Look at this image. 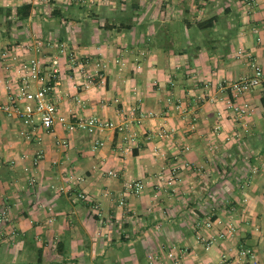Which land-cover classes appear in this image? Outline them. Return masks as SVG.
<instances>
[{
  "label": "crops",
  "instance_id": "obj_1",
  "mask_svg": "<svg viewBox=\"0 0 264 264\" xmlns=\"http://www.w3.org/2000/svg\"><path fill=\"white\" fill-rule=\"evenodd\" d=\"M23 6L31 11L21 22ZM212 19L211 29L197 28ZM37 40L65 44L83 71H98L83 91L70 53L59 55L61 116L114 127L47 131L38 117L25 127L1 109L19 76L0 64V210L10 211L0 264H173L172 250L184 264H252L240 255L246 249L264 264V83L239 97L219 91L251 75L252 62L264 68V0H0V54ZM57 51L35 55L47 65ZM207 89L216 102L199 101ZM229 99L247 103L248 114L227 110ZM163 128L171 139L158 137ZM175 167L173 187L124 193L130 181L154 188L155 176ZM228 226L235 231L220 239Z\"/></svg>",
  "mask_w": 264,
  "mask_h": 264
},
{
  "label": "built area",
  "instance_id": "obj_2",
  "mask_svg": "<svg viewBox=\"0 0 264 264\" xmlns=\"http://www.w3.org/2000/svg\"><path fill=\"white\" fill-rule=\"evenodd\" d=\"M86 0H69V3L80 4L84 3ZM160 3L171 2L172 0H158ZM54 47L57 49L58 54L52 56L49 64H43L40 60L39 54L45 49ZM67 46L63 43H58L55 46L45 43L43 41L37 40L33 44H21L16 46H8L0 54V64L2 68L8 74L16 71L19 76V83L16 89L12 86L11 81H8V97L7 103L1 107L8 115H15L25 127H35L36 117L39 118L41 126L50 131L53 129L55 123H59L64 126L69 132H87L94 133L96 131H103L105 129H110L114 127L113 123L102 121L98 118H88L86 120H79L77 122H72L66 116H61L60 108L54 100V93L56 90V85L60 78V65H59V55L70 53L69 63L71 68L78 74L80 79L79 84L83 91L88 90L93 86L97 72L94 71H83L84 65H80L81 60L77 56L68 52ZM22 54H28V57H23ZM240 52L238 55H241ZM21 56L23 57L22 60ZM18 67L13 70V63L18 62ZM252 73L249 76L242 77L236 81L229 83L223 82L219 85V91L225 94H233L234 97H239L241 94L249 93L255 88L261 86L264 83V68L252 62ZM14 91V92H13ZM199 101L204 103L206 101L216 102L217 98L214 97L211 89H207L199 96ZM227 110L233 112L238 118L244 117L249 112V105L247 103L237 104L231 99L227 100ZM221 126L216 127V131H221ZM120 131H124V128H120ZM173 132L163 128L158 132V137L163 140H168L172 138ZM27 138L30 135H26ZM135 138V137H133ZM132 137L128 138L129 141H133ZM231 139V138H229ZM228 140V139H227ZM230 141V140H228ZM66 146L65 143H63ZM102 142L97 141L96 146H101ZM214 150H219L217 147ZM42 155L37 154L33 164L36 166L39 164ZM2 168V162L0 161V169ZM180 170L179 168L162 169L156 176V185L154 188H148V184L145 181H130L125 184L124 193L127 195L140 197L146 191H156L158 188H171L173 187L179 178ZM110 177H117L115 172H109ZM34 180L30 181V185L34 184ZM64 188L56 189L57 192H63ZM74 199L76 201H84L90 204V207L97 212H100V205L94 199L90 198L83 192L74 193ZM120 204H124V197L120 199ZM9 208L3 207L0 210V223L6 224L9 222L10 218ZM218 224H222L218 221ZM204 227L210 229L213 224L210 221L204 223ZM227 231V232H226ZM223 233L218 234V237L222 240L227 238L228 233H233L235 228L233 226H228L227 230ZM15 234V231L12 232ZM197 240L199 242L205 243L206 246L211 245V241H207L202 235H197ZM240 255L249 259L252 264H258L254 253L250 249L240 251ZM169 259L173 264H184L182 262L181 255L172 250L168 255ZM212 264V263H211ZM213 264H232L229 263L227 259L221 260L219 263Z\"/></svg>",
  "mask_w": 264,
  "mask_h": 264
},
{
  "label": "trees",
  "instance_id": "obj_3",
  "mask_svg": "<svg viewBox=\"0 0 264 264\" xmlns=\"http://www.w3.org/2000/svg\"><path fill=\"white\" fill-rule=\"evenodd\" d=\"M75 4V3H72ZM31 7L30 6H23L18 9L17 14H18V21L24 22L28 19L30 15ZM214 21L215 19H212L211 21L207 23H199L197 28H200L201 30H208L211 29L214 26Z\"/></svg>",
  "mask_w": 264,
  "mask_h": 264
}]
</instances>
